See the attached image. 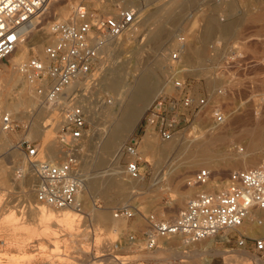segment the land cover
I'll use <instances>...</instances> for the list:
<instances>
[{
    "label": "rangeland",
    "instance_id": "1",
    "mask_svg": "<svg viewBox=\"0 0 264 264\" xmlns=\"http://www.w3.org/2000/svg\"><path fill=\"white\" fill-rule=\"evenodd\" d=\"M119 1L120 6L140 5V10L142 8L141 24L139 23L136 28L137 33L128 37L129 40L127 39V43L125 42L122 46L123 50L121 48L117 49L114 56H110L105 51L106 59L104 61L107 66H104L108 68L112 60L115 59L121 62L124 60L123 65L126 66V70L128 72L131 70L128 75L131 76L133 73L139 75L144 72L150 73L153 77L155 76L154 78H157L156 80L160 81V85L164 88L160 90L158 95L152 97L146 105L147 109L161 93L171 94L175 92L172 82L176 77L177 64L173 60L172 54L179 52L178 46L186 43L185 51L182 52L181 50L178 55L181 64L185 68L191 66L190 68L193 70L189 68V71L183 73V76L187 79L188 90L194 96L198 98L206 97V106L197 118H194L188 129L166 140L161 138L157 131L155 132V130L146 126L143 114L135 131L127 133L123 139V146L133 137L138 139L142 177L135 180L127 175L125 164L129 159L121 154L119 163L124 170L122 178L128 183L123 187V192L118 188V190L116 188L106 189L102 186L92 188L90 184L94 179L93 176L100 169L95 164H86L82 156L90 153L91 158L95 151L100 149L102 136L101 138L97 136L103 131L102 127L108 124L101 114L105 102L103 99L107 100V104L114 105L116 97V94L108 86H102L103 75L107 71L102 69L101 66L104 64V61H102L97 73V81H93L90 87L86 91L84 90V93L86 92V95L90 96V101L101 118L99 117L98 121L94 122L88 117V135L82 143V168L85 171V182L88 188L84 189L82 194L81 200L84 208L82 216H79L75 222L78 223V227L74 228L73 232H69L64 224L63 226L52 225L49 228L52 231L50 235L41 234L36 237H31L30 226L38 223L37 218L30 215L28 211L29 203H37L36 196L32 192L33 196L29 197L30 199L26 197L20 184V181L24 178L22 176L18 177L16 172L18 171L17 168L27 161V142L37 144L40 156L49 153V146H52V149L54 148L53 153L55 156L57 155L56 137L61 127L60 121L63 109L56 108L51 113L46 110L42 113L44 119L38 118L40 122L48 119L46 121L49 123L47 129L50 130L47 137L42 136V134H29V121L24 116L20 118L21 113L20 115H14L18 127L13 131L2 132L0 120V165L2 164L5 167L4 173L0 171V193H2L0 203V264H93V262L94 264H105L104 261H95L100 257H104L103 253L120 256L124 264H177L180 260L178 257H183L182 254L186 250L188 251L184 253L185 256H193L190 261L187 257H183L186 264H207L209 251L202 253L203 250L201 252L195 250H207L204 245L210 243L223 252L221 255L213 256L211 264H264L263 260L257 257L256 254L248 251L247 253L250 256L238 252L231 253L228 249L230 245L219 237L197 241L193 246L192 244H184L181 238L178 237L161 239L159 242L160 247L153 250H148L141 241L142 234L147 229L145 216L155 214L162 219L174 218L186 206L188 200L200 190L198 187H190L186 184L190 176L199 169L206 167L205 164H192L191 161L194 158L210 155V169L213 171L211 183L214 189L218 190L225 187L230 172L249 168L264 161V63L261 64L264 55V22L250 16L252 13L256 16L262 14L264 1L192 0L184 5H180L183 0H178L179 2L177 4L175 2L173 5L174 0H142L139 4L136 0ZM77 4H84L92 10L103 13H114L119 8V5H114L113 0H48L34 22L35 30L29 28L25 34V39L30 40L35 33L34 31L45 26H48L50 32L49 24L53 20L68 16ZM63 6H67L65 13H58V10ZM162 9H164L166 16L160 18L158 16ZM177 9L181 10L182 14L178 19L173 20L170 17ZM157 10L160 11H158V16L150 18L147 26H144V15H149L153 11L157 13ZM171 20L173 21L169 22ZM208 20L220 25L239 24L233 28L236 37L230 41L216 33H211L204 42V28ZM156 23H165V30L169 33V37L160 42L149 39V30H152ZM51 39L50 32V35L43 40V51L35 53L31 50L23 60L36 54L38 57L44 58L45 45ZM189 42L194 43L195 51L189 48ZM127 44L128 46L125 47ZM201 46L204 47L205 53L203 55L197 54ZM197 49L198 51H196ZM136 53H140L138 57ZM11 57L12 55L0 61V105L3 108L2 111L6 108H12L13 102L16 101L14 97L18 95V89L10 77L13 74H19V72L16 65L11 62ZM196 58L206 60L203 64L206 68L200 69L198 73L194 72L193 67L195 65L192 63L193 59ZM135 64H137V72L134 71ZM197 65L201 66L200 62ZM31 89L32 93H36L32 87ZM81 92L83 91L81 90ZM108 100H111V102H108ZM217 108H220L226 115L229 114L232 120L237 117V121H232L234 126L233 135L243 133L251 136L260 135L255 133H261L262 147L253 154L256 163L246 167L236 165V160H233V157L227 155L224 151V141L208 136V132L212 131L211 126H213V110ZM144 137H147L153 145L158 147L146 151L144 143H141ZM5 140H8V142ZM171 140H175L176 144L170 145L168 142ZM219 142L221 143L218 144ZM144 151H146L145 155ZM131 183L137 184L132 187ZM102 188L103 190H101ZM121 206L134 208L136 214L127 219L115 218L113 210ZM99 212L105 214L112 223L110 225L97 224L95 215ZM11 214L16 217V221L20 222L21 225L27 224L26 227L11 225L10 221L6 219ZM246 223L243 226L244 230L250 224L248 220ZM262 225L264 223L259 224L261 227L259 234L252 235L246 232L250 237L248 242L250 245L253 244V238L264 236ZM44 228H39V231ZM130 234H136L138 240L131 242L129 240ZM17 239L20 244L16 243ZM171 248L176 250L169 253ZM192 248L194 250L190 251L189 249ZM10 258H13V260H10ZM199 259L202 261H197Z\"/></svg>",
    "mask_w": 264,
    "mask_h": 264
},
{
    "label": "built area",
    "instance_id": "2",
    "mask_svg": "<svg viewBox=\"0 0 264 264\" xmlns=\"http://www.w3.org/2000/svg\"><path fill=\"white\" fill-rule=\"evenodd\" d=\"M136 1L138 4L142 2ZM45 2L0 0V61L12 54L20 40L21 30L40 15ZM140 21V5L119 6L114 13H103L77 4L66 18L50 23L52 39L45 45L49 62L31 56L21 64V71L45 100L68 101L56 137L57 155L53 158L47 154L40 156L37 144L27 142L26 145L29 168L36 175L34 190L37 203L59 210H81L83 207L80 196L85 177L81 148L88 135V116L78 101L81 90L74 85L81 78L98 76L100 64L106 59L105 47L109 39L134 29ZM182 48L180 46L179 52L172 54L177 64L176 77L172 82L175 92L161 93L144 113L146 126L157 131L164 140L188 129L207 103L206 97L198 98L188 90L187 79L183 76L187 70L178 55ZM224 119L221 109L214 111L217 123ZM1 125L7 131L18 127L16 119L9 113L4 114ZM138 146V139L133 137L121 149L122 155L129 159L125 164L126 173L133 178L142 176ZM212 177L213 171L205 167L187 179V186L200 190L174 218L162 219L155 214L145 216L147 229L141 241L148 250H153L159 247L161 239L178 237L187 243H195L219 237L230 245V251L244 248L264 262V236L253 238L250 245V237L238 229L254 210H264V161L230 172L226 186L220 190L203 187ZM113 212L115 218L125 219L136 214L134 208L128 206L117 207ZM258 222L263 223L261 219ZM129 240L136 242L138 238L136 234H130ZM185 262L180 259L177 264Z\"/></svg>",
    "mask_w": 264,
    "mask_h": 264
},
{
    "label": "bare ground",
    "instance_id": "3",
    "mask_svg": "<svg viewBox=\"0 0 264 264\" xmlns=\"http://www.w3.org/2000/svg\"><path fill=\"white\" fill-rule=\"evenodd\" d=\"M47 1L48 0H46L45 4L47 3ZM113 1H114L115 6H118L120 4L119 0H113ZM191 1L192 0H183L180 3V5H184L186 2L190 3ZM261 1H264V0H261ZM175 2L177 4V2H179V1L174 0L172 2V5H173V3L175 4ZM45 4H44V6H45ZM160 8H161V6H160ZM160 8H158V9H160ZM162 8H163V6H162ZM66 9H67V6H63L58 10V13L63 14V13H65ZM141 10H142V8H141ZM158 11L159 10H157V13L153 11L149 15L146 14V16L144 15V18L142 16V18L144 19V26H147V22L149 21L150 18L158 16ZM160 11H161V13L158 17H160V18L165 17L166 15L164 13V9H162ZM162 12H163V14H162ZM181 14H182L181 10L179 11L177 9L172 14V17H170V15H168V17H170L171 19L174 20V19H178V17H180ZM250 16H252L253 19H257V20L264 22V8L262 9V14H259L256 16V15H253V13H252V15H250ZM36 18L37 17H35L29 24L25 25L24 28L21 30L20 40H19L16 48L14 49V51L11 54L12 55L11 62L16 65L19 74H13V75H11L10 78H11V81L13 82V84L15 85V87L18 89V95L16 97H14L16 99V101L13 102L12 108H6L5 110L2 111L3 108H1V105H0V120L2 122V117L6 113L11 114L12 117H14V115L15 116L18 114L20 115V113H21L20 118H22L24 116L29 121V134H31V135L42 134V136L45 135L47 137L49 134L48 131L50 130V129L49 130L47 129V126L49 123H47L46 121L48 119H46V121H44V120H42L41 122L38 121L40 118H42V116H43L42 113L46 110L49 113H51L56 108H62L63 112H64L65 107L68 106V101L66 99H64L63 101H57V102H49V101L45 100L41 95H39L36 92V90L33 88L32 84L28 81L25 74L21 71V64L27 60V59H25V60H23V59L27 57V55L30 53L31 50L35 53L42 52L43 51V49H42L43 40L46 37H48L50 35V32H51V30L49 32L48 26L47 27L45 26L44 28H41L39 30L34 31L35 33H34L33 37L27 41V38L25 39V34L28 32L29 28H33V30H35V27H34L35 23L34 22H35ZM64 18H66V16L63 17L62 19H64ZM173 20H171L169 22H172ZM175 22H173V24H175ZM140 24H141V22H140ZM164 25H165V23L164 24L156 23V26L152 30H149V32H150V35H149L150 38L149 39L151 41L160 42V41L166 39L167 37H169L168 36L169 33L166 32ZM137 26L130 31L124 32L122 35H120L117 38L109 39V41L105 47V51L108 52L110 56H114L115 51L117 49L121 48V50H123L122 46L124 45V43L126 42L128 37H130L131 34L137 33V29H136ZM233 28L234 27H230V28L224 27L223 28V26H222V28H218V29L222 30V36H224L226 39L231 41L232 38L236 37ZM49 29H50V24H49ZM211 29H212V23L208 22L207 25L205 26V34L206 35L209 34ZM183 45L184 44H182V46ZM127 46H128V44L125 47H127ZM193 47L195 48L194 45H193ZM196 51H198V49ZM200 52H201V50H200ZM119 54H121V53H119ZM138 54H140V53H138ZM138 54H137V57H138ZM35 56H37V54ZM119 57H121V56H119ZM139 57H141V56H139ZM42 59L47 63L49 62V59L47 57L46 52H45V57L44 58L42 57ZM143 59H145V58H143ZM261 60H262L261 64L264 63V55H263V58ZM140 61H141V59H140ZM123 62H124V60H123ZM123 62L118 61V59L112 60L111 65L108 68L104 66L107 64V63H105V61H104V64L102 63L103 64L101 66L102 69L107 70V71H105L106 74L103 75L104 77L102 79L103 80L102 86H105V85L108 86L109 89L112 90L116 94L115 102H114V105H110V104L106 103L107 101H105L104 105H103L104 109H102V113H101L102 118L108 124H106V125L104 124L105 126L102 127L103 131L101 133H99L101 130L100 131L98 130L99 136H97V137L101 138V136H102L100 149L96 150L94 155L91 156V158H90V153L86 156L85 155L82 156L84 158L86 164H89V163L95 164L96 167L100 169L93 176L94 179L90 184V186L92 188L100 187V186H102L103 188H106V189H108V188H116L117 189L118 188L121 192H123L122 191L123 187L128 184L122 178V173L124 172V170H123V167L119 163V159H120L121 154H122L121 149H122V146L124 143L123 139L127 133H133L135 131L138 122L140 121V119L142 118V116L144 114V111L146 110V105L150 102L152 97L158 95L160 90H162L164 88V87H162V85H160V83H159L160 81L158 82L156 80L157 78H154L155 76L153 77L150 73L148 74V73H144V72H141V73L139 72L140 73L139 75H137L135 73H133L131 76L128 75V73L131 70L128 72V70H126V66L123 65L124 64ZM6 66H7V64H6ZM136 68H137V64H135L134 71H136ZM96 77L92 76L89 79H88V77L87 78H81L74 85L75 87H78L80 90L83 91V92L80 91L78 101H79V103L83 104V106L85 107V111L87 113V116L90 117V119H92L94 122H97L98 118L100 116H99L98 112L96 113V110L94 109V106L92 105V103L90 101V96L86 95V92L84 93V90L86 91L88 89V87H90V85L93 83V81ZM30 86L33 88V90L36 93H32V89ZM9 98H10V96H9ZM204 106H206V104ZM219 109L220 108L213 110V126H211L212 131L208 132L209 133L208 136L212 137L214 139L224 141V151L227 153V155H230L231 157H233L232 158L233 160H236V165H241L243 167H246L247 165L256 163V160L253 159V154L256 150H258L262 147L261 133H255V134H260V135H251V136H248L247 134H243V133L233 135L234 126L232 125V121L233 122L237 121V119H236L237 117L235 118V120L234 119L232 120V118L229 116V114L226 115L222 111L225 119L223 122L217 123L214 120V111L219 110ZM233 113H234V111H233ZM42 119H44V118H42ZM254 121H256V120L254 119ZM235 128H236V126H235ZM1 129L3 130L2 132L7 131V130H4L2 128V125H1ZM7 132H9V131H7ZM6 142H8V140ZM92 143H93V141H92ZM141 143H144V147L146 148L145 149L146 151L149 149H156L158 147V146L156 147L155 145H153L152 141H150L147 137H144L142 139ZM168 143H170V145L176 144L175 140H171ZM220 143L221 142H219L218 144H220ZM5 144H7V143H5ZM51 147L52 146L48 147L49 153H47V155L50 158H53L55 156V154L53 153L54 148L52 149ZM146 151H144V155L146 154ZM205 152H206V150H205ZM193 155L194 154L192 153V156ZM191 162H192V164H205L206 167L210 168L211 157H210V155L209 156L203 155L201 157L194 158ZM23 164L24 165L17 168L18 171L16 172V175L18 177L22 176L24 178V179L22 178L23 180L20 181V184L22 185V187L24 189V194L26 195L27 198H29V197L33 196L32 192L35 193L34 182L36 180V175H35V172L33 171V169L29 168V160L28 159ZM84 167H86V166H84ZM4 169H5L4 165L1 164L0 165V171L3 172ZM83 174L85 177V171H83ZM141 177L142 176H140L139 178H141ZM130 178H133V177H130ZM133 179L137 180L138 178H133ZM6 181H7V179H6ZM131 181H133V180H131ZM136 184L137 183L132 184V187H135ZM203 187H205V189H208V190L214 189V186L212 185L211 180L207 185H205ZM87 188H88V185L85 182L84 187H83V191H84V189H87ZM103 188L101 190H103ZM83 191H82L81 196H80L81 199H82ZM121 195H122V193H121ZM1 199H2V193H0V203H1ZM83 208H84V205L81 208V210H77L74 208H64V209L59 210V209H55L51 206H48V205H45L42 203H33V204L29 203L28 211H29L30 215L36 216L37 222H38L37 224L35 223L33 226H30L31 232H32L31 237H36V236L41 235V234L47 235V236L50 235L52 231L49 228L52 227V225H55V226L62 225L63 226V224H64L67 227L68 231L71 232L72 230H74V228L76 229L78 227V225H77L78 223L76 224L75 222L79 216H82ZM263 211L264 210H260V209L254 210L252 212V215H250L245 220L243 225L238 229L245 234H247L246 232H248L249 234H252V235L259 234L260 233L259 229L261 227L259 226L258 220L261 219L264 223V212ZM95 216H96L97 224L102 223L105 225H110L112 223V221L110 219H108V217L103 213L99 212ZM6 219H8L10 221V224L15 226V227H19V225H21L20 222L16 221L17 219L13 214L7 216ZM80 220H81V218H80ZM247 220H248V222H250V224H248L246 227V230H244L243 226ZM26 225H21V226L26 227ZM41 227H45V228L39 231V228H41ZM263 229H264V225H262V230ZM55 237H56V235H55ZM35 239H37V238H35ZM23 241H24V239H23ZM23 241H22V243H23ZM17 242H18V239L16 240V243ZM182 242L186 245L192 244V246L195 244V243H187L185 240H182ZM204 246H205V248H207V250L199 249V250H195V251L201 252L203 250L202 253L204 251H209L208 252L209 257L207 258V264H211V262L213 260V256L223 254V252H221L218 249V247L212 243L204 245ZM206 246H208V247H206ZM159 247H157V248H159ZM173 250H176V249L171 248L169 253H172ZM189 250L192 251L194 249L192 248ZM186 251H188V250H186ZM186 251H184V253ZM232 252H238L240 254L242 253L243 255L250 256L247 253V250H245L244 248L240 249L239 251H236V250L231 251V253ZM184 253L182 254V256L187 257L188 260L190 261V259L193 256H185ZM177 254H178V252H177ZM102 255L104 257H100V259L95 260V261L96 262L97 261L98 262L104 261L105 264H107V263L118 264V263L124 262V261H122V258L118 255H112L110 253H103ZM183 257H178V258L183 259ZM10 260H13V258H10ZM197 261H202V260L199 259ZM93 264H94V262H93Z\"/></svg>",
    "mask_w": 264,
    "mask_h": 264
},
{
    "label": "crops",
    "instance_id": "4",
    "mask_svg": "<svg viewBox=\"0 0 264 264\" xmlns=\"http://www.w3.org/2000/svg\"><path fill=\"white\" fill-rule=\"evenodd\" d=\"M179 18V17H178ZM208 22H211L212 23V29H211V31L209 32V34H211V33H216V34H220V37L222 36V30L221 29H218V28H222V26H223V28L224 27H236L237 25H239V24H234V25H220V24H215L212 20H208ZM207 22V23H208ZM207 23H206V25H207ZM219 26V27H218ZM217 28V29H216ZM259 31H261V30H259ZM219 32V33H218ZM209 34H205V28H204V38H203V41L205 42L207 39H208V35ZM208 36V37H207ZM222 37H224V36H222ZM193 45H194V43H192V42H189V48H193L192 50L193 51H195V48L193 47ZM180 46H182V44L180 45ZM180 46H178V48L180 47ZM192 46V47H191ZM183 48H182V52L183 51H185V49H186V43L182 46ZM202 48V49H201ZM200 50H201V52H200ZM205 52H204V47L203 46H201L200 48H199V53H197V54H201V55H203ZM204 61H206V60H204L203 58L202 59H200V60H198L197 58L196 59H193V61H192V63L195 65L193 68L195 69L194 70V72L195 73H198V72H200V69H205L206 68V66H203V64H204ZM199 62H200V64H201V66L200 65H197V64H199ZM191 67V66H190ZM189 67V68H190ZM189 68H186V70L187 71H189ZM191 69V68H190ZM191 70H193V69H191ZM186 71V72H187Z\"/></svg>",
    "mask_w": 264,
    "mask_h": 264
}]
</instances>
